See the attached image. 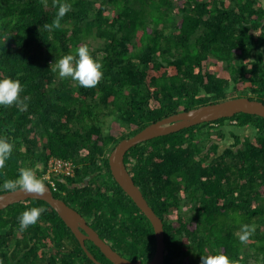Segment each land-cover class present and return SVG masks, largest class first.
I'll return each instance as SVG.
<instances>
[{
  "label": "trees",
  "instance_id": "1",
  "mask_svg": "<svg viewBox=\"0 0 264 264\" xmlns=\"http://www.w3.org/2000/svg\"><path fill=\"white\" fill-rule=\"evenodd\" d=\"M61 5L68 6L63 16ZM78 46L101 65L95 87L53 71ZM262 56L264 0H0V78L23 86L21 104L0 106V137L13 145L0 167V194L12 191L2 185L20 169L48 183L41 178L52 158L72 161L75 176L57 178L55 197L120 255L147 263L156 250L154 228L113 177L110 154L182 111L240 97L264 102ZM210 60L227 65L231 76L208 70ZM109 117L122 133L105 131ZM125 163L163 220L165 264H202V256L217 254L231 264H264V118L242 113L155 138L130 149ZM31 208L41 210L27 228L37 226V241L41 223L64 225L42 200L0 211V264H41L35 251L22 257L3 250ZM244 225L249 236L241 243ZM61 236L55 230L48 238L59 243ZM73 239L81 264H94ZM90 244L99 262L108 260ZM62 256L65 264L76 261L71 252Z\"/></svg>",
  "mask_w": 264,
  "mask_h": 264
},
{
  "label": "water",
  "instance_id": "2",
  "mask_svg": "<svg viewBox=\"0 0 264 264\" xmlns=\"http://www.w3.org/2000/svg\"><path fill=\"white\" fill-rule=\"evenodd\" d=\"M242 113L264 118V102L251 100L247 97H240L201 106L189 111H182L152 123L135 136L122 140L110 154L109 162L113 177L148 218L155 231L156 250L150 261L145 264H165L166 242L164 223L149 205L141 189L136 185L133 177L128 171L125 163L126 154L133 147L149 140L177 133L204 123H212L220 119L232 118ZM43 184L46 187V194L43 196L27 194L21 188L1 193L0 211L29 199L45 201L59 214L66 225L73 231L80 241L83 250L95 264L102 263H100L87 249L86 240L92 241L113 264H141L133 262L116 252L111 245L104 241L99 234L87 224L86 219L79 212L67 205L64 200L56 198L50 186L46 183Z\"/></svg>",
  "mask_w": 264,
  "mask_h": 264
},
{
  "label": "clouds",
  "instance_id": "3",
  "mask_svg": "<svg viewBox=\"0 0 264 264\" xmlns=\"http://www.w3.org/2000/svg\"><path fill=\"white\" fill-rule=\"evenodd\" d=\"M68 11V6L61 5L59 16H63ZM56 27L59 23L56 22ZM54 72L58 73L61 79L71 78L78 82L81 87H95L102 78L100 63L91 55L87 46H78L73 52L64 55L58 61H55ZM23 86L18 80L12 78H0V106H10L14 103H22L20 93ZM235 123V122H234ZM13 145L5 138L0 137V167L4 161L12 154ZM20 188L27 194H36L43 196L46 194V187L40 179H37L31 168H23L19 171L16 180H6L2 189L13 190ZM41 215V210L31 208L25 210L17 219L21 230L27 229L30 225L37 222ZM242 234L239 235L241 243H246L249 236V228L244 225ZM202 264H231L228 256L223 254L202 256Z\"/></svg>",
  "mask_w": 264,
  "mask_h": 264
},
{
  "label": "flooded vegetation",
  "instance_id": "4",
  "mask_svg": "<svg viewBox=\"0 0 264 264\" xmlns=\"http://www.w3.org/2000/svg\"><path fill=\"white\" fill-rule=\"evenodd\" d=\"M262 57H264V56H262ZM239 67H241V64H239ZM157 169H158V173H160L161 168L159 167ZM128 171H130V170H128ZM142 193H143V191H142ZM143 195H144V193H143ZM147 202H148V200H147ZM73 209H75V208H73ZM75 210L77 212H79L77 209H75ZM86 221H87V224L95 230V228L91 225V223L88 220H86ZM63 223H64V225L61 222H52L51 220L45 221V223H41L42 234L43 233L44 234L41 236L39 241H37V238L34 237V234H36L37 226H32L28 230L27 229L21 230L19 228V226L17 225L16 229L14 231L10 232V234L8 235V239H7L8 242L6 243L5 246H3V248H4L3 250L6 251L7 249H9V251H11L9 254H14V253H17L18 251H20L22 257L24 256V254H27L29 252L33 253L35 251V253L38 254V259H39V262L41 264H53L54 261H55V264H65L64 258L62 255L65 253L71 252L74 254V259L76 257V261L73 264H81L80 249H76V246L74 244L75 241H73L74 240L73 237L75 238V240H77L79 242L81 247H82V245H81L80 241L77 239L76 235L73 233V231L66 225V223L64 221H63ZM53 230L60 232L62 235L61 237H59V238H61L59 243L55 242V240L52 241L51 240L52 237H51V239L48 238L49 236H53V232H54ZM6 235H7V233H6ZM99 236H100V234H99ZM66 238H67V241H66ZM27 240H28L29 246L25 247L24 245L27 242ZM65 243H68L69 248L65 246ZM90 243H93V242L90 240H86V247L88 250L91 249ZM7 244H10V246L7 247ZM90 252L93 253V252H95V250H93V252L92 251H90ZM41 255L46 256V261H43L42 258L39 257ZM103 261H104V263H102V264H107L106 261H108V260L103 259ZM111 264H113V263L111 262Z\"/></svg>",
  "mask_w": 264,
  "mask_h": 264
},
{
  "label": "built area",
  "instance_id": "5",
  "mask_svg": "<svg viewBox=\"0 0 264 264\" xmlns=\"http://www.w3.org/2000/svg\"><path fill=\"white\" fill-rule=\"evenodd\" d=\"M75 169L76 165L72 161L52 158L41 179L44 182H48L46 184H48L53 191H57V178L61 176L73 178L75 176Z\"/></svg>",
  "mask_w": 264,
  "mask_h": 264
},
{
  "label": "rangeland",
  "instance_id": "6",
  "mask_svg": "<svg viewBox=\"0 0 264 264\" xmlns=\"http://www.w3.org/2000/svg\"><path fill=\"white\" fill-rule=\"evenodd\" d=\"M176 4H178V0H175ZM207 66L209 67L208 70H211L214 73L222 74L223 76H231L229 69L227 68V65L218 63L215 60H210L209 63H207ZM229 124V123H227ZM120 123H115L111 117L106 119L105 122V131L109 132L112 131H120L123 130L120 128ZM234 129V128H233ZM228 130V129H227ZM225 145H228L227 143H232V140L229 138V136L223 141ZM186 211V209H183V212Z\"/></svg>",
  "mask_w": 264,
  "mask_h": 264
}]
</instances>
